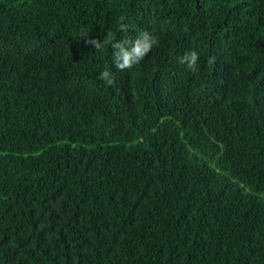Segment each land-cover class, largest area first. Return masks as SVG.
Returning <instances> with one entry per match:
<instances>
[{"label":"trees","instance_id":"1","mask_svg":"<svg viewBox=\"0 0 264 264\" xmlns=\"http://www.w3.org/2000/svg\"><path fill=\"white\" fill-rule=\"evenodd\" d=\"M0 264H264V0H0Z\"/></svg>","mask_w":264,"mask_h":264},{"label":"clouds","instance_id":"2","mask_svg":"<svg viewBox=\"0 0 264 264\" xmlns=\"http://www.w3.org/2000/svg\"><path fill=\"white\" fill-rule=\"evenodd\" d=\"M119 29L122 32L129 30V25L124 23L126 17L121 15ZM80 40L91 45L94 49L99 50L103 45H110L112 48V65L116 70L125 71L133 68L149 55L152 48L158 43L157 37L150 31L144 30L134 40L119 39L117 40L112 33H108L103 42L101 39L92 37L87 31L82 30L79 33ZM199 55L197 51L192 50L186 52L179 60L180 63L185 64L189 70H198ZM208 63H214V58H209ZM99 79L111 86L115 82V75L113 72L105 69L100 72Z\"/></svg>","mask_w":264,"mask_h":264}]
</instances>
